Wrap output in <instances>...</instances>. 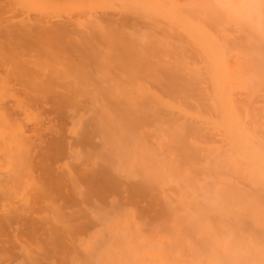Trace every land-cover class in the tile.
<instances>
[{"label":"bare ground","instance_id":"obj_1","mask_svg":"<svg viewBox=\"0 0 264 264\" xmlns=\"http://www.w3.org/2000/svg\"><path fill=\"white\" fill-rule=\"evenodd\" d=\"M118 3L139 21L150 22L151 29L137 27L138 22L128 32L125 19L120 18L125 23L119 24L112 21L113 16L107 17L109 21L100 16L81 23L76 19L72 26L62 24L65 21L53 24L43 16L18 23L0 16V70L6 72L0 74V88L17 100L11 108L0 104L1 114H26L30 105L23 103V91L34 102L48 94L58 97L59 106L89 102L94 113L103 115L83 134L88 142L91 136H99L96 148L90 149L101 156V165L93 162L96 165L87 173L68 172L66 179L59 178L61 174L46 176L44 163L55 147L50 140L52 144L40 148L41 154L34 151L40 156H35L38 162L34 154H25L24 159L20 155L16 163L11 162L14 168L9 163L8 174H0V202H8L22 188L30 187L33 192L29 191L31 196L24 192L26 200L19 203L24 204L20 208L11 202L10 207H5L6 202L0 204V247H5L0 255H12L18 248L27 263L40 264L41 259L26 245L30 237L43 236L40 243H44L38 242L39 252H35L43 258L50 255L47 246L71 239L77 229H87L96 221L99 230L89 240H70L73 251L83 253L80 258L70 257V264H264V0ZM16 85L20 89H13ZM151 100L154 105L147 104ZM151 110L157 113L152 111L156 116L148 127H154L148 139L144 129ZM161 110L177 111L184 119H165ZM129 114L138 116L137 120L131 115L132 121ZM22 129L17 134L10 132L14 138L20 136L12 144L27 140ZM136 131L142 134L137 136ZM68 145L71 152L74 145ZM20 157L23 164H17ZM110 160L126 162L132 169L130 173L137 178L132 174L136 179L135 183L131 180L133 198L153 193L160 203L147 235L135 213L116 205L119 202L114 197L117 203L107 205L110 212L99 204L82 211L84 222L74 219L76 210L63 213L72 201L69 204L61 197L78 201L82 207L93 206L90 200L97 194L93 192L113 175ZM57 188L59 192L64 189L62 195ZM99 189V193L106 191ZM56 201L64 206H54ZM45 206L59 216L51 217L50 212L48 219L46 214L34 216ZM60 215L63 220H57ZM9 243L12 247L5 246Z\"/></svg>","mask_w":264,"mask_h":264},{"label":"rangeland","instance_id":"obj_2","mask_svg":"<svg viewBox=\"0 0 264 264\" xmlns=\"http://www.w3.org/2000/svg\"><path fill=\"white\" fill-rule=\"evenodd\" d=\"M117 1V2H116ZM120 0H114V1H112L113 3H111L110 2V4H109V2L108 3H105V1L104 0H0V5L2 4V7H4V8H1L0 7V16L1 17H4V16H8L10 19H11V17H12V19L14 20L13 22L15 23L16 21H17V23H18V21H20V19H32V18H35L36 19V17L38 18V19H43V17H44V19L43 20H46L45 18H47V20L49 19L50 20V18H51V23H53V24H57L58 22H60V24L63 22V21H65V22H63L62 24H65V25H67L68 24V26L70 25V26H72V25H75V24H77V22L79 21L80 23L81 22H85L87 19V21H89V20H92L93 18L95 19L96 17H98V16H100V17H98V19L100 18V20H102L103 19V21H105V20H108V18L109 19H111L110 17L111 16H113V18L115 19V20H112V21H117L119 24L120 23H122V22H124L125 23V21H126V23H125V26H126V24H129V25H127L126 27H129V29L127 28V30L126 31H128V32H132V28H133V25L135 26L136 24H138V22H140V24H138L137 25V27H140V28H142V29H145V30H150L151 29V26L149 25L150 24V22H144V21H139V19L138 18H136L135 17V15L133 14L132 15V13H130V14H128V12L127 11H125V9H124V7H123V5H121L122 3H118ZM108 4V5H107ZM39 15V16H38ZM45 15H47V17L45 16ZM107 15V16H106ZM40 16H43L42 18L40 17ZM28 17H30V18H28ZM40 17V18H39ZM101 17H102V19H101ZM103 17H108L107 19H105V18H103ZM127 17V18H126ZM53 18V19H52ZM120 18H123V19H125V21L123 20L122 22L120 21H118ZM76 19H78V21L76 20ZM97 19V18H96ZM105 19V20H104ZM127 19V20H126ZM48 20V21H49ZM53 20V21H52ZM122 20V19H121ZM109 21V20H108ZM111 21V20H110ZM116 22V23H117ZM12 23V22H11ZM132 25V26H131ZM140 25V26H139ZM142 26V27H141ZM130 27H132V28H130ZM143 27H146V28H143ZM150 27V28H149ZM152 27H153V25H152ZM135 28H136V26H135ZM134 29V28H133ZM131 30V31H130ZM3 70V69H2ZM2 70H0V74L2 75V76H5L4 74L6 73L4 70H3V72H2ZM10 85H13V82H12V84L10 83ZM18 85H16L15 86V88H13V89H16V88H19L20 89V87L18 86ZM3 87V86H2ZM12 86H10V88H11ZM3 90H1V88H0V94H4V95H1L0 96V104H5V105H7L8 107H13L14 106V104H15V102L17 103V100L16 99H12L11 97H10V95H8L9 93H6V89L3 87L2 88ZM5 89V90H4ZM7 91H10V89H8L7 88ZM23 92V91H22ZM22 92H20L21 93V95L22 96H20V97H22L21 99H23L24 100V102H23V100H22V102L23 103H28L27 104V106L28 105H30V106H28V111L27 112H29V110H31V113H29V114H27V112H25L26 114H24V115H27V116H24V115H22L23 113L22 112H20V113H17V112H13L12 111V114H1L0 113V170H2V172H0V174L1 175H6V174H8V172L6 171V169H8L9 171H10V166H12V168H14V165H12V163L11 162H13V163H16L15 162V160H17L18 161V158L17 157H19L20 155H21V157H22V159H24V157H25V154H34L32 157L33 158H35L36 159V157L35 156H37V155H35L36 153L35 152H39L40 153V151H41V149H43L44 150V148L47 146V145H49V143H53L54 145H55V147H54V149L52 148L51 150L53 151H51V154H50V157H49V160L48 161H46L44 164L46 165L45 166V168L46 167H48V168H46L44 171H43V174L44 173H47L46 174V176H48V174H50L49 176H58V175H60L61 174V176H59V178H64V179H66L67 178V176H66V174H68V172H75V174H78L79 175V173H87L88 171H87V169L89 170V168H92V167H94L96 164L98 165V163L101 165V156H98L97 157V155H96V153L94 154V152L92 151L93 150V146H94V148H96L95 147V144H97V143H99L100 142V138L98 139V137L97 136H95V137H93V136H91V141L90 142H88L87 140V136L85 135V136H83V134L85 133V132H87V129L90 131L91 129H92V126H93V124L96 122L95 120H97L98 118H100L101 116H103L102 114H99L98 112L97 113H94V107L92 108V105L89 103V102H83V103H81V104H76V103H74V104H76V105H72L73 106V108H72V106L70 105V104H67L66 105V103L65 104H62L61 106H59L56 102H57V99H58V97H56V95L54 94H52V95H50V94H48L47 96H42V97H40L41 98V100H40V98L39 97H37L36 99H35V102H34V98H31L30 96V98H28V96H25V95H23L22 94ZM7 94V96L6 97H8V98H6V97H4L5 95ZM4 97V98H3ZM20 97H18V98H20ZM26 97V98H25ZM25 98V99H24ZM39 98V99H38ZM42 98H44V99H42ZM55 98H56V100H55ZM32 99V101H30V100ZM11 100H13V101H11ZM14 100H16V101H14ZM42 100H43V102H42ZM38 102V103H37ZM171 102V101H170ZM10 104V105H8V104ZM88 103H89V105H88ZM152 103V104H151ZM154 103L155 102H153L152 100L151 101H148V103L147 104H150V105H154ZM171 103H173V101L171 102ZM38 104V105H37ZM55 104H57L56 105V107H55ZM77 105H79V106H77ZM81 105H84V106H81ZM64 106H66V107H64ZM74 106H77V107H74ZM60 107V108H59ZM66 108V109H65ZM77 108H79V109H77ZM91 108L93 109V110H91ZM63 109V110H62ZM70 109V110H69ZM69 110V111H68ZM150 110V109H149ZM148 110V111H149ZM174 110V109H173ZM170 111L171 113L173 112L174 113V111ZM63 111V112H62ZM65 111V112H64ZM81 111V112H80ZM91 111V112H90ZM147 111V117H149L148 119H146V120H148L147 121V128H145L144 130H146L147 129V132H146V134H145V136H147L146 138H148V139H150L151 138V131L150 130H154V127H152L153 126V124H152V122H155L154 120H155V116H154V113L152 114V111L153 110H151L150 111V113ZM155 112H156V110H154ZM153 111V112H154ZM169 111H167L166 110V112L164 111V110H161V112L163 113V114H165L164 116H163V114H162V116L165 118V119H171V118H173V119H175L176 118V120H177V118H181V116H180V114L179 113H177V111H175L176 113H174V115H172ZM11 112V111H10ZM68 112V113H67ZM80 112V113H79ZM159 112V111H158ZM22 113V114H21ZM74 115V113H75V117L72 115V114ZM94 113V114H93ZM130 113V112H129ZM149 113V114H148ZM157 113V112H156ZM167 113V114H166ZM169 113H170V115H169ZM20 114V115H19ZM98 114V115H97ZM66 115V116H65ZM69 115V116H68ZM72 115V116H71ZM130 115V114H129ZM132 115V114H131ZM130 115V116H131ZM134 115V116H133ZM132 116L133 117H135V119H136V117H138V116H136L135 114H133ZM99 116V117H98ZM131 116V117H132ZM166 116V117H165ZM179 116V117H178ZM133 117H132V119H133ZM171 117V118H170ZM71 118V119H70ZM97 118V119H96ZM183 118V117H182ZM181 118V119H182ZM73 119H75V123H74V120ZM184 119V118H183ZM182 119V120H183ZM16 120V121H15ZM137 120V119H136ZM95 121V122H94ZM132 121H134V119L132 120ZM181 121V120H180ZM10 122V123H9ZM78 122V123H77ZM149 123H151V124H149ZM149 124V125H148ZM150 125H152L151 126V128H153V129H151V128H149L148 129V127H150ZM91 126V127H90ZM83 127H86V128H84V130H83ZM23 128V129H22ZM82 128V129H81ZM91 128V129H90ZM20 129H22L23 131H25V134L24 135H26L25 137L26 138H24V140L25 139H27V140H33V141H30V142H28L27 140V142L26 141H24V142H21V140L19 139V142L20 143H18V142H16V143H13L12 144V141H18V137H20L19 135L17 136V138H14V137H16V135H12V134H17V132L19 133V131H20ZM32 129H34L33 131H32ZM28 130V131H27ZM31 130V131H30ZM54 130V131H53ZM82 130V131H81ZM72 131V132H71ZM74 131V132H73ZM76 131V132H75ZM81 131V132H80ZM149 131V132H148ZM3 132H7V133H3ZM10 132H14V133H10ZM80 132V133H79ZM137 133H135L137 136L138 135H141L142 133L140 132L139 133V131H136ZM153 132V131H152ZM3 133V134H2ZM33 133V134H32ZM40 133H41V135H40ZM5 134V135H4ZM11 134V136H9V138H8V136H6V135H10ZM36 134V135H35ZM41 136V138L39 137V138H37L39 135ZM74 134H76V135H74ZM135 134H133V135H135ZM143 134V135H144ZM148 134V135H147ZM3 135V136H2ZM30 135V136H29ZM32 135H35V136H33V137H36V138H33V137H31ZM78 135H80V136H78ZM14 136V137H13ZM30 138H29V137ZM3 137H4V140H3ZM10 137H13V138H11L10 139ZM28 137V138H27ZM74 137V138H73ZM93 137V138H92ZM97 137V138H96ZM7 138V139H6ZM17 139V140H16ZM79 139H81V141L79 140ZM85 139H87V140H85ZM8 140V141H7ZM9 140H11L10 141V143L11 144H8L7 142H9ZM50 140H51V142H50ZM76 140V141H75ZM79 140V141H78ZM47 141V142H46ZM59 141V142H58ZM92 141H94V143L92 142ZM95 141H97V142H95ZM35 142H36V144H35ZM59 143V146H58V143ZM69 144H73L72 146V150H71V152L68 150L69 149V145H68V143ZM76 142V144H74ZM78 142V143H77ZM86 142H87V144H86ZM5 144L4 146L5 147H7L6 149L8 150V152L7 151H5V147H3L2 146V148H1V145H3V144ZM51 143V144H52ZM79 143H81L82 144V146H80L79 145ZM22 144V145H21ZM28 145H29V147H28ZM32 145V146H31ZM34 145H36V146H34ZM38 145H41V146H39L38 147ZM76 145V146H75ZM87 145H91V146H88L87 148H86V146ZM80 146V147H79ZM25 147V148H24ZM36 147V148H35ZM68 147V148H67ZM74 147H75V150H77V151H75L74 150ZM11 148H13L14 150L12 151L11 150ZM29 150H28V149ZM34 148V149H33ZM41 148V149H40ZM86 148V149H85ZM92 150H91V149ZM19 149H20V151H19ZM24 149H26V153H20V152H22V150H23V152L25 151ZM33 149V150H32ZM30 150L31 151H33V152H30ZM38 150V151H37ZM42 150V151H43ZM55 150H56V152H55ZM59 150V151H58ZM83 152H82V151ZM86 150V151H85ZM87 150L89 151L90 150V152H87ZM35 151V152H34ZM41 151V152H42ZM70 152L71 154H70V156H69V153H68V155L66 154L67 152ZM81 151V152H80ZM6 152L10 155L9 157H10V159H8L7 158V156H8V154H6ZM14 152H15V154H17V155H15L14 154ZM18 152V153H17ZM58 152V153H57ZM61 152V153H60ZM75 152H76V154H75ZM77 152L79 153V155H77ZM85 152V153H84ZM87 152V153H86ZM96 152V151H95ZM38 153V154H39ZM81 153H83V154H81ZM91 153H93V154H91ZM41 154V153H40ZM52 154H53V156H52ZM55 154H57V155H55ZM77 155L78 157H76L75 155ZM86 156H85V155ZM88 154V155H87ZM13 155V156H12ZM55 155V156H54ZM69 157H67V156ZM13 158H12V157ZM16 156V158H14ZM24 156V157H23ZM31 156V155H30ZM89 156V157H88ZM21 157H20V159H19V162H17V164H20L22 161H20V160H22L21 159ZM37 157H40L39 155L37 156ZM76 157V158H75ZM80 157H81V159H80ZM90 157H94L93 159L92 158H90ZM77 158H79V160H77ZM82 158H84V159H82ZM90 158V159H89ZM98 158V159H97ZM14 159V161H12V160ZM34 159V160H35ZM38 159V158H37ZM36 159V161L38 162V160ZM88 159V160H87ZM92 159V160H91ZM95 159V160H94ZM124 159V158H123ZM7 160H8V162H7ZM10 160V161H9ZM33 160V159H32ZM33 160V161H34ZM85 162H84V161ZM88 161V163H89V165H87V161ZM102 163H106V161H105V158L103 159V157H102ZM121 160H122V158H121ZM121 160H119V161H121ZM125 160V159H124ZM119 161H117V162H119ZM93 162H95V163H93ZM108 162H109V159H108ZM110 162L112 163L113 161H111L110 160ZM8 163V164H7ZM9 163H11L10 164V166H9ZM80 163V164H79ZM84 163V164H83ZM86 163V164H85ZM119 163H121V162H119ZM119 163H115L114 164V162H113V168L112 169H114V171H112V173L111 174H113V175H110L111 176V179H110V181H109V183H107L106 182V185L105 184H103L104 186H105V188H104V186H102V184L100 185L99 184V186L101 187V189H106V191L105 190H103V191H100L101 193H99L98 192V187H97V190L95 191V192H93V194L94 193H96L97 192V194H95L92 198L94 199H91L90 201L93 203L92 205L93 206H91L90 204L91 203H89V205H88V203L87 204H85L84 205V207H86V209H84V207H82V204L80 203V202H78V201H74V200H72L71 198H65V197H61V199L62 198H64V200L66 199V202H69V201H72V203L70 204V202H69V206H66L65 205V207H63V208H65V209H63V213H68L69 212V214H71L70 212H74L75 210V215L76 216H74V214H73V217H74V219L75 220H81L80 222H84L83 220H82V215H84V212L82 213V211H86L87 212V208H89V206H90V210L93 208V207H96V205L98 206V204H99V207H101V205H102V208L104 207L106 210V212H110L109 210H110V207L109 206H112V205H110V204H113V203H117V202H119V204H116V205H120L119 207H122V209H124V210H126L127 209V211L129 212H131L132 211V213L134 212L135 213V216H136V219L138 220V221H141L142 222V224H144L143 226H142V229L144 230H142L143 231V233L145 234V235H147L149 232H150V227H149V225L151 224V220H153V218L157 215V212H159V210H160V203L159 202H157L156 200H155V198H153L154 197V195H153V193H147V195L146 194H141L140 196L138 195L137 197H135V198H133L134 196H132V192H131V195H130V191H131V186L133 187V185L134 184H132V182L133 183H135L136 181V177H135V175L131 172L130 173V170H132V169H128V165L126 164V162H122V165L121 164H119ZM21 164H23V163H21ZM94 166H93V165ZM51 165V166H50ZM75 165H76V167H75ZM79 165H80V167H79ZM82 165V166H81ZM86 165V166H85ZM77 166H78V168H77ZM17 166L15 165V168H16ZM58 167V168H57ZM84 169H83V168ZM11 168V169H12ZM49 168H50V170H49ZM68 168V169H67ZM74 168V169H73ZM84 170V172L82 171V169ZM17 169H18V167H17ZM78 169H81L80 171L78 170ZM65 170H67V171H65ZM75 170V171H74ZM118 170V171H117ZM7 173H6V172ZM36 171H38V170H36ZM36 171L34 172V173H36ZM46 171V172H45ZM78 171V172H77ZM57 172V173H56ZM67 172V173H66ZM114 172V173H113ZM38 173H40V172H38ZM56 173V174H55ZM59 173V174H58ZM134 175V177L136 178H134L133 177V175ZM36 175H37V173H36ZM45 175V174H44ZM119 175H120V177H119ZM126 175V176H125ZM116 176H117V178H116ZM129 176V177H128ZM130 176H132V178L130 177ZM115 177V178H114ZM114 178V179H113ZM117 179V180H116ZM129 179V180H128ZM116 182V183H114V181ZM131 180H132V182H131ZM102 183V182H101ZM119 183H120V185H119ZM98 185V184H97ZM119 186V187H118ZM121 186V187H120ZM85 187H88V186H85ZM27 188V187H26ZM25 188V189H26ZM30 188V187H29ZM29 188H27V191H28V194H27V191H25L23 188H22V190H23V192H22V190L21 189H19V190H17V192L16 193H14V196L12 195L11 196V200H10V198H9V200H8V202H7V200L6 201H1L0 202V204L2 203H4V202H6V205H5V207H10L13 203V205L12 206H16V207H18L19 206V208H20V206H23V205H20V204H22L24 201H23V199L24 200H26V196L28 195V196H31V192H32V190H31V188L29 189ZM101 189H99V190H101ZM110 189V190H109ZM29 191H31V192H29ZM26 194H25V193ZM57 193L59 192L58 191V188H57V191H56ZM62 192H64V189L63 190H61L59 193L60 194H58V195H62L61 193ZM33 193V192H32ZM23 194H25L26 196L24 197V195ZM149 194V195H148ZM13 197V198H12ZM15 197V198H14ZM24 197V198H23ZM96 197H97V199H96ZM107 199H105V198ZM111 197H114V200L115 201H117V202H114V200L111 198ZM138 198V199H137ZM21 199H22V201H21ZM57 199V198H56ZM60 199V200H61ZM100 199V200H99ZM14 202H13V201ZM109 200V201H108ZM137 200V201H136ZM99 202V201H101L100 203H97V202ZM111 201V202H110ZM134 201V202H133ZM9 202H11V205H10V203ZM59 202V204H62L61 202H62V200H61V202L60 201H58ZM79 204H78V203ZM103 202H104V206H103ZM109 202V203H108ZM155 202V203H154ZM7 203H9V205L7 206ZM20 203V204H19ZM57 203V201L55 202V204ZM121 203V204H120ZM127 203V204H126ZM132 203H134V205L132 204ZM137 203V204H136ZM159 203V204H158ZM5 204V203H4ZM58 203L56 204V205H54V206H57V205H59ZM158 204V205H157ZM63 205V204H62ZM107 205H109L108 207H107ZM157 205V206H156ZM64 206V205H63ZM81 206V207H80ZM88 206V207H87ZM69 207V208H68ZM0 208H3V206L2 205H0ZM51 208H53V207H51ZM103 208V209H104ZM43 208H41V209H38V210H36V212H35V215L34 216H42L43 217V215H45V218H49L50 216L51 217H56V215L57 214H55V216H53V214H52V212H55V210H53V209H50V207H46L45 206V208L42 210ZM80 209H82V210H80ZM45 210H46V212L47 213H45ZM51 210H52V212H51ZM67 210H69L68 212H67ZM74 210V211H73ZM90 210L88 211V213L90 212ZM136 211V212H135ZM50 212V216H48L47 214ZM82 214H81V213ZM111 212H112V210H111ZM138 212V213H137ZM88 213H87V215H88ZM40 214V215H39ZM52 214V215H51ZM62 215V214H61ZM61 215H60V218L59 219H57V220H61V218H62V220L64 219L63 218V216L61 217ZM79 215H81V216H79ZM140 215V216H139ZM57 216H59V215H57ZM154 216V217H153ZM50 217V218H51ZM53 219V218H52ZM51 220V219H50ZM149 222V223H148ZM98 222H91V224L87 227V229H86V227H82V228H84V229H81V228H79V229H77L76 231L77 232H79L78 234H77V232L75 233L74 232V234H73V236L71 237V239H64V240H60V241H57L55 244V246L53 245H50V246H47L49 249H47L46 250V254L47 253H49L50 255H46V257H43L42 258V255L40 256L39 254L40 253H35V252H39V250L37 249V243L38 244H43L44 242H42V243H40V240H42L43 239V236L41 235V236H32V237H30L29 238V240H31V241H28V242H26L27 244L26 245H28V248L30 249V250H32V253L36 256V257H38L39 259H41L40 261H41V263L42 264H70L69 263V259H70V257H72V256H74V255H78V257L80 258L81 257V255L83 254V253H76V252H74L73 251V248L71 247V241L72 242H74V240L76 241V242H78L79 240H86V239H90L92 236L90 235V234H92V235H94L95 234V232H93V231H95V229H97V230H99V228H97V227H99L100 226V223H98ZM146 223V224H145ZM99 225V226H98ZM14 226H17V224L16 225H14ZM13 226V227H14ZM92 226V227H91ZM95 226H97V227H95ZM95 227V228H94ZM148 227V228H147ZM90 228H92V229H90ZM86 229V230H85ZM96 230V231H97ZM91 231V232H90ZM84 232V233H83ZM147 233V234H146ZM37 234H39V232H37ZM6 235H9V234H6ZM86 235L89 237V238H87L86 237ZM85 237V238H84ZM33 238H35V239H33ZM71 240V241H70ZM63 241V242H62ZM32 243V244H31ZM34 243H35V245H34ZM59 243V244H58ZM61 243H62V245H61ZM12 244L11 243H9V244H6L5 246H10V247H12L11 246ZM58 245V246H57ZM31 246H34V247H31ZM13 247H15V246H13ZM61 247H62V249H61ZM66 247V248H65ZM1 248H5V247H0V249ZM52 248V249H51ZM70 250H69V249ZM10 249V248H9ZM14 249V248H13ZM20 250V249H19ZM38 250V251H37ZM63 250V251H62ZM67 250V251H66ZM34 251V252H33ZM48 251V252H47ZM53 251V252H52ZM65 251V252H64ZM22 252L23 251H21V254H20V251L18 252V248H16L15 250H13V252H12V255H10V254H5L4 256H7V258L5 259L4 258V256H3V254H1L0 255V264H30L29 262L27 263L26 261H28L27 259H25L26 258V256L24 255V253L22 254ZM38 254V255H37ZM68 254V255H67ZM72 254V255H71ZM24 255V256H23ZM71 255V256H70ZM21 256V257H20ZM44 256H45V254H44ZM50 257V258H47V257ZM68 256H69V258H68ZM12 258V259H11ZM46 259V260H45ZM23 260L25 261V262H23ZM46 261V262H45ZM23 262V263H22ZM40 263V264H41Z\"/></svg>","mask_w":264,"mask_h":264}]
</instances>
